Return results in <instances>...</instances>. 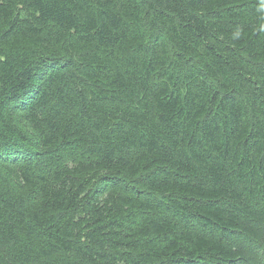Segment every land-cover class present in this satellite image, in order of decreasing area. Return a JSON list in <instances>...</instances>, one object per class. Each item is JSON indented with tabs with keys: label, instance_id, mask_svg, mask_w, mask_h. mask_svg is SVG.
<instances>
[{
	"label": "trees",
	"instance_id": "obj_1",
	"mask_svg": "<svg viewBox=\"0 0 264 264\" xmlns=\"http://www.w3.org/2000/svg\"><path fill=\"white\" fill-rule=\"evenodd\" d=\"M0 264H264V0H0Z\"/></svg>",
	"mask_w": 264,
	"mask_h": 264
}]
</instances>
